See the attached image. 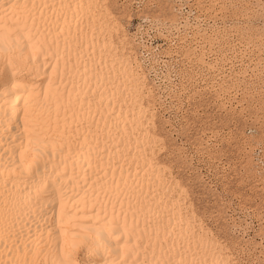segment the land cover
<instances>
[{
	"label": "bare ground",
	"instance_id": "obj_1",
	"mask_svg": "<svg viewBox=\"0 0 264 264\" xmlns=\"http://www.w3.org/2000/svg\"><path fill=\"white\" fill-rule=\"evenodd\" d=\"M98 4V0H0V23H14L17 15L27 17L11 35V50L0 45V84L11 76V70L5 76L11 58L18 85L11 103L20 96L21 114L27 100L34 116L43 113L51 121L47 132L31 135L32 142L23 123L17 127L14 122L8 139L17 136L15 143L0 142V264L25 258L30 264H55L61 258L60 245L73 234L94 239L98 229H105L97 222V211L100 217L106 212L124 235L120 245L131 253L129 264H135L137 256L141 264L226 261L211 241L204 243L200 231L195 234L180 217L177 201H164L168 188L163 170L145 155L152 144L142 124L145 105L137 103L141 77L128 58L116 53L111 37H101L112 26ZM8 5L15 7L9 10ZM18 35H30L39 43L43 54L38 61L31 62L30 48L15 51ZM4 106L0 95V118ZM10 149L15 151L14 166ZM37 172L41 183L44 176L60 174L50 189L55 199L36 198L32 183ZM54 209L63 217L60 226L53 219ZM110 244L89 258L119 264L120 250L115 240Z\"/></svg>",
	"mask_w": 264,
	"mask_h": 264
},
{
	"label": "rangeland",
	"instance_id": "obj_2",
	"mask_svg": "<svg viewBox=\"0 0 264 264\" xmlns=\"http://www.w3.org/2000/svg\"><path fill=\"white\" fill-rule=\"evenodd\" d=\"M98 1L99 6L108 2ZM129 3L142 7L121 14L119 19L105 15L104 18L108 17L106 19L111 21L109 23L105 19L110 24L108 27H112L102 31L101 37H111L116 53L128 58L141 77L142 85L145 82L151 85L157 77L163 81L169 74L182 70L194 83L199 77L200 87L210 90L212 99L205 105V125L193 129V140L197 143L201 139L207 140L214 130L220 134V139L213 140L212 147L220 145V153L224 157L221 168L230 170L226 178L222 177L224 184L221 188L228 185L238 189L231 195L236 196L239 203L249 204L255 210V216L250 221L255 222V230L250 233V238L255 242L256 258H259V209L262 203L259 161L264 155L261 150L264 139V111L261 109L264 100L260 95L264 14L260 0H129ZM237 19H242L246 27L234 29L232 22ZM242 83L250 85L252 92L244 94L240 88ZM140 102L138 99L137 103ZM149 103L147 96L143 97L141 104L146 109ZM144 121L143 115L142 124L150 135L148 120ZM236 137L241 140L229 143V139L235 141ZM244 142H247L246 152ZM149 150L145 151V155L148 154L146 157L162 168L167 182L168 192L164 190V201L171 202L172 198L177 201L181 208V211L178 208L180 217L187 220L188 226L194 229V233L197 232L195 234L200 231L203 236H198L204 243L209 245L208 241H211L210 245L215 247L220 239L219 230L214 231L215 223L202 228L201 210L190 200L185 203L186 197L175 187L174 174H166L162 161L157 163L153 148ZM242 156L245 157L244 163L254 170L251 184L247 183V176L243 181L238 178L237 167ZM214 247V251L224 258L232 255L226 249Z\"/></svg>",
	"mask_w": 264,
	"mask_h": 264
},
{
	"label": "snow or ice",
	"instance_id": "obj_3",
	"mask_svg": "<svg viewBox=\"0 0 264 264\" xmlns=\"http://www.w3.org/2000/svg\"><path fill=\"white\" fill-rule=\"evenodd\" d=\"M9 10L15 7L7 6ZM106 15L113 19H119L121 14H127L132 9L142 7L139 4H130L129 0H108V2L100 5ZM184 7H187L185 5ZM262 14H264V0H260ZM27 17L16 16L14 23H0V45L11 50V35L16 31V26L21 23V20ZM234 29H243L245 24L242 19H237L232 22ZM264 33V29H262ZM264 39V35H262ZM27 40V44H25ZM32 50L31 62L38 61L40 55L43 54V49L38 42H33V38L17 36L15 51L23 52L25 48ZM25 63H28V56L24 57ZM15 65L9 58L5 65V76L11 70L10 78H5L0 84V95L5 98V106L3 117L0 118V142L14 144L17 136L12 135L11 140L8 139L13 123L19 127L22 122L25 133L30 134L29 142H32L31 135L44 133L51 127L50 117H44L41 113L40 117L34 116L27 100L21 114L19 101L22 99L16 96V103H11V98L15 95L18 89L16 83L17 73L14 70ZM147 75V73H146ZM260 95L264 100V60L261 64L260 74ZM11 84V87H9ZM244 94L252 92V87L240 84ZM209 89L201 88L199 77L194 83L188 78L184 71L175 74H169L163 81L157 77L152 81L151 85L147 82L140 88V99L143 102V97L147 96L149 107L142 109L145 119L148 120L150 139L153 148V154L157 157V163L162 161L166 174H174L175 187L180 190L186 197L185 203L190 200L191 203L200 212L202 228L204 225L212 226L215 223V229H218L220 239L216 246L221 250H228L232 255L226 261H216L215 264H264V155L261 156L260 164V187L262 203L259 209V258H256V246L253 239L250 238V233L255 230V222H250L255 216V210L249 204H241L236 196L231 195L233 191L238 192V189H232L224 184V179L229 175V169H222L221 164L224 157L220 153V145L212 147L213 140L220 139V134L213 131V135L207 140L201 139L199 143L193 140V129H198L199 126L205 125L204 112L205 105L209 104L212 97L209 95ZM47 94V89H45ZM240 92H237L239 98ZM264 111V105H262ZM240 137H236L235 141L229 139V143L239 142ZM37 144L45 143L42 140L35 141ZM46 147V143H45ZM261 150L264 152V139L261 141ZM11 151L12 165L14 166L15 151ZM244 151H247V142H244ZM27 149L21 151V163L23 164L26 158ZM245 157L242 156L240 165L237 167L239 179L242 181L247 176V183L251 184L254 177V170L250 165L244 163ZM32 164L29 162L26 165L27 169H31ZM0 175H3V169H0ZM32 183V192L35 193L37 199L44 195H51L55 199L56 193L50 191L57 184V179L60 176L51 174L43 177L41 183L39 176ZM66 175V173H65ZM49 181L51 183L49 184ZM58 191V189H57ZM63 199V193H60ZM243 200V195H241ZM31 195L29 201L31 202ZM97 222L103 223L105 229L97 230L95 238L92 239L86 235H76L70 241H65L60 245V259L55 261V264H99L98 261L92 260L89 257L101 247L111 248L110 241L115 240L117 248L120 250L121 259L119 264H129L127 255L120 241L124 239V235L120 233L118 226H113L105 212L104 217H100L97 211ZM53 219L57 226H60L63 219L62 215L54 209ZM90 231V230H89ZM106 232V235H105ZM55 238V231L52 233ZM73 253H76L75 257ZM17 264H30L27 258L24 261H17ZM107 264V261L105 262ZM112 264H118L113 261ZM135 264H141L137 256ZM148 264V262H145ZM205 264H208L205 261Z\"/></svg>",
	"mask_w": 264,
	"mask_h": 264
}]
</instances>
